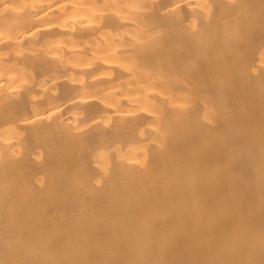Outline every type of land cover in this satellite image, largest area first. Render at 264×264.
<instances>
[{
  "label": "bare ground",
  "instance_id": "6f19581e",
  "mask_svg": "<svg viewBox=\"0 0 264 264\" xmlns=\"http://www.w3.org/2000/svg\"><path fill=\"white\" fill-rule=\"evenodd\" d=\"M0 264H264V0H0Z\"/></svg>",
  "mask_w": 264,
  "mask_h": 264
}]
</instances>
